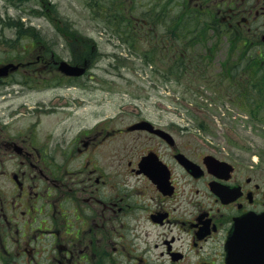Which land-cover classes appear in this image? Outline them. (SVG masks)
Returning a JSON list of instances; mask_svg holds the SVG:
<instances>
[{"label":"flooded vegetation","instance_id":"obj_1","mask_svg":"<svg viewBox=\"0 0 264 264\" xmlns=\"http://www.w3.org/2000/svg\"><path fill=\"white\" fill-rule=\"evenodd\" d=\"M68 1L87 10L84 19L90 11L108 23L112 57L139 70L154 67L155 52L180 66L187 19L208 29L211 46L226 45L220 70L264 66V0ZM84 43L91 52L69 58L45 45L19 48L23 57L0 62L18 64L0 79V101L23 94L12 88L23 82L89 79L99 48ZM61 61L86 72L65 76ZM45 109L0 110V264H264V233L242 243L246 231L235 228L243 215H264L261 170L216 156L224 164L208 167L171 126L139 113L125 124L96 117L67 139L42 129L40 114H53Z\"/></svg>","mask_w":264,"mask_h":264},{"label":"rangeland","instance_id":"obj_2","mask_svg":"<svg viewBox=\"0 0 264 264\" xmlns=\"http://www.w3.org/2000/svg\"><path fill=\"white\" fill-rule=\"evenodd\" d=\"M86 12L83 6L68 0H0V62L23 57L18 49L32 43L53 48L61 58H69L71 52L90 53L92 49L85 48L86 40L99 48V53L92 56L94 67L89 70V79H81L73 87L68 83L23 82L12 87L23 90V94L0 101V110L12 104L46 108L53 114H40L42 129L54 126L57 133L65 130L67 139L82 125H92L96 117L119 112L117 116L125 124L139 113L168 124L179 140L201 153L247 164L264 174V106L253 119L247 112L248 105L257 99L248 100V93L244 95L246 89L249 92V83L238 88L232 80L222 78L219 62L224 55L227 59L226 45L217 41L211 46L208 29L186 20L181 67L155 52L154 67L139 70L136 64L112 57L115 49L111 42L115 39L107 30L109 24L92 21L90 11L84 19ZM176 12L174 9L173 14ZM20 16L23 19L19 20ZM65 40L70 42L69 51ZM260 72L264 74V68ZM233 74L238 70H232Z\"/></svg>","mask_w":264,"mask_h":264},{"label":"water","instance_id":"obj_3","mask_svg":"<svg viewBox=\"0 0 264 264\" xmlns=\"http://www.w3.org/2000/svg\"><path fill=\"white\" fill-rule=\"evenodd\" d=\"M9 67H12L14 69L15 67L12 65H5L3 67H0V76H3L6 74V71ZM60 70H62L66 74H73V75H79L81 74V70H78L74 67L67 66L65 64H61Z\"/></svg>","mask_w":264,"mask_h":264},{"label":"trees","instance_id":"obj_4","mask_svg":"<svg viewBox=\"0 0 264 264\" xmlns=\"http://www.w3.org/2000/svg\"><path fill=\"white\" fill-rule=\"evenodd\" d=\"M261 101L263 102V104H264V94H263V97L261 98ZM250 103H252V102H250ZM254 106H257V104H256V102L253 104ZM254 112V109L252 108V113H251V115L252 116H255V113H253Z\"/></svg>","mask_w":264,"mask_h":264}]
</instances>
